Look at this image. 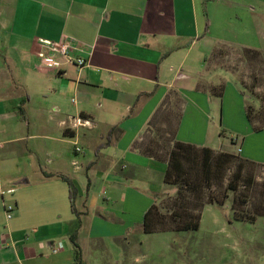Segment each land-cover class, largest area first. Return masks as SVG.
<instances>
[{
  "label": "crops",
  "instance_id": "1",
  "mask_svg": "<svg viewBox=\"0 0 264 264\" xmlns=\"http://www.w3.org/2000/svg\"><path fill=\"white\" fill-rule=\"evenodd\" d=\"M224 3L0 0V264H77L72 234L81 263L97 264L105 241L144 235L143 216L168 186L151 144L171 94L174 141L214 152L239 141L241 159L264 165V128L252 131L235 81L223 80L219 97L200 86L216 82L206 65L218 45L264 50L216 25ZM41 40L66 41L85 65L41 68ZM77 117L88 125L72 127Z\"/></svg>",
  "mask_w": 264,
  "mask_h": 264
},
{
  "label": "rangeland",
  "instance_id": "2",
  "mask_svg": "<svg viewBox=\"0 0 264 264\" xmlns=\"http://www.w3.org/2000/svg\"><path fill=\"white\" fill-rule=\"evenodd\" d=\"M225 2V14L222 19L219 17L216 20V25L219 23L221 27L223 24L228 37L236 36L237 40L240 38L252 44L255 39V43L264 48V0ZM235 13L240 16L238 19H234ZM246 13H253L255 19ZM206 69L210 71V76L216 77V82L214 85L213 80L200 83L201 87H208L210 93L217 94L223 80L233 79L242 91L245 105L252 103L256 109L254 124L259 126L264 121V50L218 45L208 57ZM179 105V99L171 94L157 109L153 118L156 125L152 151L167 146L178 118ZM212 122L208 138L215 140L219 129L217 118L214 117ZM225 136L228 137L227 134ZM231 143L233 146L227 147V151L237 157L239 150L236 151V148L240 142ZM236 168L253 177V184L238 181L235 192H232L224 187ZM204 191H211L217 201H222V205L204 207L196 230L144 235L133 230L124 240L105 241V251L97 256L100 259L97 264H122L129 243L133 250L129 251L128 264H264V167L233 159L221 188L215 186ZM174 194L175 188L172 186H165L164 190L158 192L156 205L160 211L165 212L167 198ZM234 197H238L236 202H232ZM234 210L243 213V219L235 218ZM248 216H252L251 219L248 220ZM74 239L76 242V235ZM82 255L84 257L85 254ZM79 257L81 260L80 253Z\"/></svg>",
  "mask_w": 264,
  "mask_h": 264
},
{
  "label": "trees",
  "instance_id": "3",
  "mask_svg": "<svg viewBox=\"0 0 264 264\" xmlns=\"http://www.w3.org/2000/svg\"><path fill=\"white\" fill-rule=\"evenodd\" d=\"M222 86L220 85L217 96H220ZM257 114L255 107L251 104L245 105V116L251 124L253 132H258L264 128V121L259 126L254 124V117ZM114 129H110L108 133ZM174 132L167 140V146L157 147V160L165 162L163 173V183L175 188V194L167 198L165 212L153 204L145 212L142 220L141 230L144 234L161 232H181L194 231L199 226L201 210L205 205L220 207L222 201H217L216 196L211 191L205 193L210 187L221 188L225 174L233 161L239 159L228 152H214L208 148H197L189 144L173 140ZM159 152V153H158ZM254 164L252 162H249ZM264 167V165H261ZM68 185L69 200L75 195V189L67 178L60 176ZM251 179V181H249ZM253 184V177L244 171L235 169L228 177L224 189L235 192L238 181ZM215 185V186H214ZM232 202H236L238 197H234ZM159 197L156 198L158 200ZM72 208V207H71ZM234 209V208H232ZM235 218L243 219L244 214L233 211ZM252 216H248V220ZM74 249V258L77 264H83L79 257V248L75 242L74 234L68 238Z\"/></svg>",
  "mask_w": 264,
  "mask_h": 264
},
{
  "label": "built area",
  "instance_id": "4",
  "mask_svg": "<svg viewBox=\"0 0 264 264\" xmlns=\"http://www.w3.org/2000/svg\"><path fill=\"white\" fill-rule=\"evenodd\" d=\"M40 50L36 53L38 65L43 69H57L59 70L63 65H72L77 69H81L85 65V61L81 57H76L72 54L73 49L66 41H39ZM72 102V101H71ZM71 126H87L88 122L81 118H70ZM77 148H75V151ZM13 208L11 206L5 207V218L11 217ZM54 252V251H53Z\"/></svg>",
  "mask_w": 264,
  "mask_h": 264
}]
</instances>
